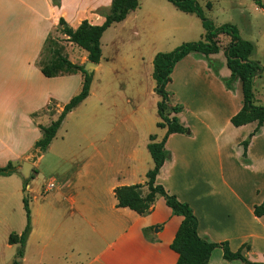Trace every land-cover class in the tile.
Masks as SVG:
<instances>
[{
    "label": "crops",
    "instance_id": "0c3cea01",
    "mask_svg": "<svg viewBox=\"0 0 264 264\" xmlns=\"http://www.w3.org/2000/svg\"><path fill=\"white\" fill-rule=\"evenodd\" d=\"M112 1L61 0L60 7L52 4L49 7L52 12L57 10L58 17L66 20L68 10L80 11L84 4H92L90 11L99 23L91 24L100 25L105 15L97 12L108 11ZM137 9L132 10L125 21L110 28L124 25ZM18 28L13 27L7 31L8 35L15 32L19 34L14 57L9 63L4 58V68L0 65V166L10 162L22 166L31 159L32 150L42 138L43 132L40 129L42 124L29 119L31 110L28 109L42 101L46 95V86L51 81L43 71L35 74V78L32 77L33 64L39 53L46 48L48 38L42 21L39 22V15L36 19L25 21ZM61 36L66 39L62 32ZM47 62L49 64L48 59ZM100 67L101 62L96 71ZM230 76L231 71L223 51L209 57L193 53L176 65L167 90L170 99H176L171 106L183 107L178 118L190 129L191 134H172L168 138V157L156 183L192 207L199 222L198 233L203 240L210 243L229 242L233 251L248 244L250 248L244 250L245 255L251 261L264 262V216L259 218L254 214L255 206L264 201V184H258L252 179L250 188L241 182L235 184L230 180L228 170V165L239 162L246 177H255L261 172L253 168V150L264 137V125L251 140L245 157L242 143L255 131L257 122L238 128L232 125V117L243 107V94L240 79L235 81L233 90L227 89L226 81ZM259 78L255 80V86ZM259 100L264 101V97ZM162 130V135H149V142L142 147L146 152L136 147L129 158L134 163L146 162L149 165L152 156L148 145L162 141L167 131L166 128ZM56 138L57 135L54 140ZM30 161L34 164L33 169L36 168V162ZM149 171L146 170L142 177H118L117 182L109 177H94L93 180L89 177H74L72 180L61 181V193H54L57 188L56 179L52 178L46 184L44 194L38 196L42 198V205L59 197H64L63 201L66 202V211L53 208V214H60L65 219L62 218L66 226L64 264H177L179 255L172 250L171 245L183 217L173 214L164 197L158 195L152 211L146 215H139L119 205L116 195L118 187L141 184L143 194H148V179L145 177ZM14 176L12 174L0 178ZM91 184L94 188H88ZM46 210L47 216L42 217L43 222L48 224L53 219L50 213L52 208L47 207ZM149 228L154 230L147 237L144 230ZM36 232L32 224L26 247ZM153 238L155 241L151 240ZM55 250L57 248L54 249V261L57 262L60 257ZM25 261L26 254L22 259V262ZM39 264H44V259H40ZM209 264L241 262L224 260L223 250L217 248Z\"/></svg>",
    "mask_w": 264,
    "mask_h": 264
},
{
    "label": "rangeland",
    "instance_id": "374dc122",
    "mask_svg": "<svg viewBox=\"0 0 264 264\" xmlns=\"http://www.w3.org/2000/svg\"><path fill=\"white\" fill-rule=\"evenodd\" d=\"M196 1L216 27L231 23L245 40L254 44L252 60L262 67L258 85H254L255 104L264 107V101L259 100L264 97V9L253 0ZM49 4L53 5L52 0H0V65L3 68L6 60L12 61L19 40V34L8 35L7 31L20 28L22 23L39 15V22L42 21L43 30L48 34L45 47L48 41L54 42L65 57L84 69L87 52L70 42L67 36L62 38L58 11L52 12ZM90 8L92 4L86 3L80 11L68 10L66 21L73 28L83 20L98 24ZM109 12L110 9L97 13ZM204 34L198 16L181 12L167 0H140L137 11L124 25L107 30L102 39L101 67L93 73L89 99L67 116L57 138L45 152L39 153L34 146L30 160L37 166L32 170L33 179L28 186L21 174L0 178V264H39L40 259H44V264H64L66 226L60 214H53V208L66 211V202L64 197H59L42 205V198H38L52 178L57 180L54 193H61V181L74 177L91 180L109 177L117 182L118 177H142L146 170H152L151 158L148 165L134 163L129 155L136 147L146 152L142 147L149 142V135L163 134L162 128L157 126L161 121L158 114L161 97L156 92L157 82L153 76L154 58L185 43L198 42ZM220 42L224 49L230 38L221 36ZM47 59L43 49L33 64V78L48 66ZM57 64L50 69L51 81L46 86V95L39 104L28 109L31 110L29 119L45 127L57 120L61 107L81 92L84 80L82 71L73 72ZM175 100H170V105L175 104ZM253 159V168L261 171L258 175L246 177L243 166L236 162L228 165L230 180L247 184L248 188L251 179L264 184V137L255 145ZM88 188H94L93 184ZM25 199L29 201L31 225L37 232L25 247L26 261L21 262L20 245H9L8 240L12 233L21 234L26 228ZM47 207L52 208L53 217L51 221L46 219L48 224L42 217L47 216ZM55 248L60 257L57 262L54 261Z\"/></svg>",
    "mask_w": 264,
    "mask_h": 264
},
{
    "label": "trees",
    "instance_id": "16d2710c",
    "mask_svg": "<svg viewBox=\"0 0 264 264\" xmlns=\"http://www.w3.org/2000/svg\"><path fill=\"white\" fill-rule=\"evenodd\" d=\"M175 5L183 13H194L201 19L205 29L203 39L198 42H189L181 45L172 52L158 53L154 59L153 76L157 82L156 92L161 97L158 105V114L161 119L158 124L159 128H166V134L162 141L151 142L148 149L154 161V168L150 170L146 177L148 179L147 195L143 194L142 185L136 184L132 186H121L116 190L120 207L128 208L135 211L139 215L149 214L152 209L156 197L158 195L164 197L167 206L172 210L174 215L182 216L183 222L176 234L171 245L173 251L179 255L177 264H209L213 252L217 248L223 250V258L228 262L240 261L241 264H264V262L251 261L244 253L249 250V245L245 244L238 251H233L229 242L210 243L203 240L198 233V218L192 207L185 202H181L176 195L170 194L164 186L158 185L157 176L164 166L168 157L166 143L172 134L190 135L191 131L183 125L178 118V114L183 111L181 105H170V93L167 86L172 80V73L176 65L193 53L203 54L206 57L219 54L221 51L227 60V67L231 71L230 78L226 81L228 90H233L234 83L240 79L242 84L243 107L235 116L232 117L231 123L234 127L245 126L257 122V128L242 143L244 148V156H247L248 147L253 137L260 131L264 125V107L254 103V85L255 80L262 75V67L259 62L252 60L255 51L254 44L245 40L240 34L238 28L227 23L220 27L206 18L203 10L196 0H167ZM257 6L264 9L263 0H253ZM54 6L60 7L61 0H52ZM140 0H113L110 12L105 15V20L100 25L91 24L88 20H84L77 28L71 27L64 18H60L59 25L61 32L68 37V40L79 46L87 52L88 61L100 64L102 59V38L105 32L114 24L125 21L132 10L139 7ZM227 36L230 38L229 44L222 49L220 37ZM46 54L49 58V64L42 71L50 77V69L61 63V67H65L73 72L82 71L84 80L81 92L67 103L57 120L53 121L50 126H40L43 136L35 144V150L39 153L45 152L64 120L70 112L80 106L89 96L93 74L84 71L83 66L75 65L55 46V43L48 41L46 45ZM62 50V49H61ZM68 70V71H69ZM21 166L10 162L6 166H0V176H10L12 174H21ZM25 179V186H28L33 175ZM25 210L27 214V225L22 234L12 233L9 237V245H20L19 256L24 257V250L28 238L32 231L31 210L28 199L24 200ZM256 217L264 216V201L256 205L254 208ZM153 228L145 229L147 237L153 232ZM155 241V239H151ZM22 262V261H21ZM15 264H21L16 262Z\"/></svg>",
    "mask_w": 264,
    "mask_h": 264
},
{
    "label": "water",
    "instance_id": "95a60500",
    "mask_svg": "<svg viewBox=\"0 0 264 264\" xmlns=\"http://www.w3.org/2000/svg\"><path fill=\"white\" fill-rule=\"evenodd\" d=\"M97 63H93L90 61H87V63L84 65V71H86L89 74H93L96 69L98 68ZM34 165L28 161H25L21 168H20V173L24 178H29L31 176L32 170H33Z\"/></svg>",
    "mask_w": 264,
    "mask_h": 264
}]
</instances>
